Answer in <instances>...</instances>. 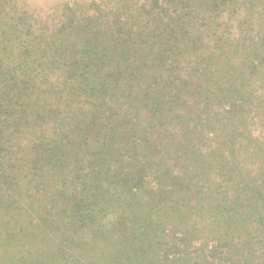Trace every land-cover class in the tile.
<instances>
[{"label":"trees","instance_id":"obj_1","mask_svg":"<svg viewBox=\"0 0 264 264\" xmlns=\"http://www.w3.org/2000/svg\"><path fill=\"white\" fill-rule=\"evenodd\" d=\"M0 264H264V0H0Z\"/></svg>","mask_w":264,"mask_h":264},{"label":"rangeland","instance_id":"obj_2","mask_svg":"<svg viewBox=\"0 0 264 264\" xmlns=\"http://www.w3.org/2000/svg\"><path fill=\"white\" fill-rule=\"evenodd\" d=\"M29 7L39 14L45 16L51 13L55 8L65 0H26Z\"/></svg>","mask_w":264,"mask_h":264}]
</instances>
